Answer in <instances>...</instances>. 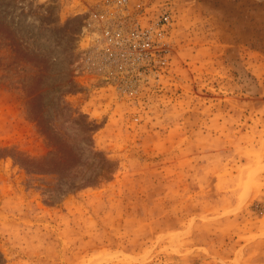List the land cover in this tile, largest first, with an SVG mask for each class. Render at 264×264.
Here are the masks:
<instances>
[{"label": "rangeland", "instance_id": "1", "mask_svg": "<svg viewBox=\"0 0 264 264\" xmlns=\"http://www.w3.org/2000/svg\"><path fill=\"white\" fill-rule=\"evenodd\" d=\"M0 264H264V0H0Z\"/></svg>", "mask_w": 264, "mask_h": 264}, {"label": "built area", "instance_id": "2", "mask_svg": "<svg viewBox=\"0 0 264 264\" xmlns=\"http://www.w3.org/2000/svg\"><path fill=\"white\" fill-rule=\"evenodd\" d=\"M120 2L123 3V1H120ZM105 34H106V36H108L110 33L108 31H106ZM142 35H144V34H142ZM143 37L146 38V41H142L143 42L142 44H143L144 47L148 48L149 47V42L147 41L148 39H147L146 34Z\"/></svg>", "mask_w": 264, "mask_h": 264}]
</instances>
